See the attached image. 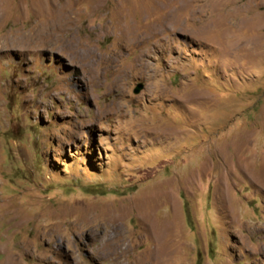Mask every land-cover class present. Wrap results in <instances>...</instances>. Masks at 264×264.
Returning a JSON list of instances; mask_svg holds the SVG:
<instances>
[{"label":"rangeland","instance_id":"374dc122","mask_svg":"<svg viewBox=\"0 0 264 264\" xmlns=\"http://www.w3.org/2000/svg\"><path fill=\"white\" fill-rule=\"evenodd\" d=\"M0 264H264V0H0Z\"/></svg>","mask_w":264,"mask_h":264},{"label":"water","instance_id":"95a60500","mask_svg":"<svg viewBox=\"0 0 264 264\" xmlns=\"http://www.w3.org/2000/svg\"><path fill=\"white\" fill-rule=\"evenodd\" d=\"M142 89V86H138V88L135 90L136 93H138Z\"/></svg>","mask_w":264,"mask_h":264}]
</instances>
